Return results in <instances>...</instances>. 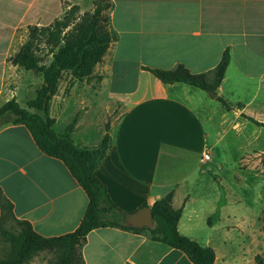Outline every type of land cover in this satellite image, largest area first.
Instances as JSON below:
<instances>
[{"label": "crops", "instance_id": "1", "mask_svg": "<svg viewBox=\"0 0 264 264\" xmlns=\"http://www.w3.org/2000/svg\"><path fill=\"white\" fill-rule=\"evenodd\" d=\"M93 1L0 0L5 102L18 103V88L4 92L10 74L21 70L10 58L28 27H47L71 6L81 16L93 10ZM109 1L117 40L88 80L64 73L68 78L50 102L55 132L63 134L73 123V145L91 149L109 124L110 146L96 176L117 208L134 214L173 191L172 207L182 209L181 235L212 248L216 264H255L264 254V222L248 206L227 203L208 226L218 208V187L200 158L204 152L213 158L220 115L228 113L217 97L230 111L264 100V0ZM225 50L230 62L215 98L185 84H162L148 71L180 65L192 74L208 73ZM0 189L14 218L47 238L73 232L88 204L64 164L44 155L22 125L0 129ZM82 257L85 264H193L182 252L152 242L148 232L109 228L88 234Z\"/></svg>", "mask_w": 264, "mask_h": 264}, {"label": "trees", "instance_id": "2", "mask_svg": "<svg viewBox=\"0 0 264 264\" xmlns=\"http://www.w3.org/2000/svg\"><path fill=\"white\" fill-rule=\"evenodd\" d=\"M93 10L78 16V7L71 6L63 19L54 21L47 27L29 26L27 39L18 52L10 58V63L25 71H32L41 77V84L33 99L21 107L14 98L0 107V117H8L9 125L24 126L35 146L46 156L61 161L71 176L84 191L88 204L78 227L59 237L38 235L31 225L16 220L13 206L0 189V235L10 244L9 258L0 260V264H25L39 252H53L55 264H85L82 247L88 234L97 229H120L143 232L150 240L168 249L182 252L193 264H216L212 248L203 246L181 235L178 222L182 209L172 207L173 191L156 200L151 206L153 228H133L123 224L129 213L121 211L112 202L106 187L96 176V170L110 146L109 124L105 125V135L101 143L91 149L73 145L69 134L74 128L70 124L63 134L54 130V119L49 115L50 102L56 95L64 73L72 79L82 82L88 80L94 68L104 58L111 43L117 40V34L110 29V11L113 8L109 0H94ZM45 39L46 56L37 55L36 45ZM230 62L228 50H225L218 65L208 73L192 74L183 66L172 70L148 69L162 84L181 83L190 87L216 93ZM228 111L232 108L220 97L216 98ZM239 107V106H238ZM249 121L264 128V123L248 117ZM0 128V129H1ZM144 206L142 208H145ZM219 217V206L208 218L207 225L212 226ZM12 220L17 226L15 233L4 229ZM255 264H264L260 256Z\"/></svg>", "mask_w": 264, "mask_h": 264}, {"label": "rangeland", "instance_id": "3", "mask_svg": "<svg viewBox=\"0 0 264 264\" xmlns=\"http://www.w3.org/2000/svg\"><path fill=\"white\" fill-rule=\"evenodd\" d=\"M45 39L36 45V51L38 56L44 57L45 64H48L50 57L46 56ZM3 44V40H0V47ZM21 70L18 74H10L4 93L18 88V104L25 107L26 102L34 98L41 84V77L34 72L31 76L25 75L26 71ZM67 78L68 74H64L60 83ZM208 95L210 96L209 93ZM5 99V96L0 97V107L6 103ZM227 112V115H220L222 129L219 130V142L212 151L213 158L203 169L215 178L219 208L227 203L242 204L248 206L251 209L249 212L256 217L259 215L264 222V128L247 119L250 117L264 123V100L257 99L246 109L234 106L232 111ZM7 122L8 117L1 116L0 128ZM212 139L209 144L214 142V136ZM4 229L15 233L17 226L10 220L4 225ZM10 253V244L0 235V260L9 258ZM262 259L264 260V254ZM25 264H55V254L39 252Z\"/></svg>", "mask_w": 264, "mask_h": 264}, {"label": "water", "instance_id": "4", "mask_svg": "<svg viewBox=\"0 0 264 264\" xmlns=\"http://www.w3.org/2000/svg\"><path fill=\"white\" fill-rule=\"evenodd\" d=\"M209 94L212 98L216 97V93L214 92H210ZM123 224L133 228H140V229L153 228V220H152V213L150 207L142 208L138 212L134 214H130L129 216L125 217L123 220Z\"/></svg>", "mask_w": 264, "mask_h": 264}, {"label": "built area", "instance_id": "5", "mask_svg": "<svg viewBox=\"0 0 264 264\" xmlns=\"http://www.w3.org/2000/svg\"><path fill=\"white\" fill-rule=\"evenodd\" d=\"M210 160L209 153L204 152L200 158L201 163H207Z\"/></svg>", "mask_w": 264, "mask_h": 264}]
</instances>
